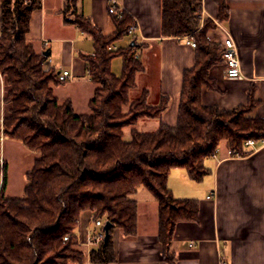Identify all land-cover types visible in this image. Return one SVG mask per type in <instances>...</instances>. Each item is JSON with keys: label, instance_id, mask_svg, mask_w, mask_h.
Segmentation results:
<instances>
[{"label": "trees", "instance_id": "trees-1", "mask_svg": "<svg viewBox=\"0 0 264 264\" xmlns=\"http://www.w3.org/2000/svg\"><path fill=\"white\" fill-rule=\"evenodd\" d=\"M217 20L229 19L225 0H216ZM42 0H0V72L6 80L5 132L27 148L37 151L26 172L24 195L6 194L8 164L0 187V264H74L87 255L79 247L76 229L85 210L97 219L110 220V235L91 249L96 263L116 260L112 231L119 227L126 236L137 234V202L132 195L146 187L159 203V238L164 258L176 264L171 250L176 226L196 220L200 204L196 198L176 197L168 185L171 170L187 169L201 181L210 169L205 159L225 141L232 153L247 154L245 142L264 139V117L253 115L258 101L254 89L246 104L224 109L205 104L203 87L217 88L210 76L214 65L223 63L221 41L210 39L217 28L211 18L201 16L202 0H162V36L194 35L195 65L184 71L177 119L164 121L171 98L163 95L152 105L148 91L132 100L137 73L143 62L135 57L136 43L109 45L123 39L135 21L124 12L112 13L109 34L79 11L77 0H66L62 13L66 23L79 26L94 40L95 55L85 56L91 80L97 85L89 102V113H77L73 103L59 102L53 86L65 81L59 71L45 68L44 53L37 52L27 33L33 12ZM123 59L122 73L112 70L115 57ZM131 104L129 114L123 106ZM159 118L157 130L132 131L125 139L123 127L140 118ZM69 235L68 239L65 236Z\"/></svg>", "mask_w": 264, "mask_h": 264}, {"label": "crops", "instance_id": "crops-1", "mask_svg": "<svg viewBox=\"0 0 264 264\" xmlns=\"http://www.w3.org/2000/svg\"><path fill=\"white\" fill-rule=\"evenodd\" d=\"M135 21V30L115 42L123 46L136 43L143 69L137 73L138 96L148 91V101L155 105L163 95L171 98L163 119H177L184 71L195 65L196 50L183 37L162 36V0H117ZM66 0H42L31 17L28 40L37 52L46 55L45 67L68 69L73 76L54 85L59 102L70 100L77 113H89V102L96 84L87 70L85 56L95 53L92 36L79 26L66 23L62 13ZM111 0H77L79 11L91 18L104 34L114 28ZM229 19L217 20L216 0H202L201 16L216 21L210 39L223 41L231 35L241 59L242 75L228 77L223 63L214 65L210 76L217 88L203 87L205 104L231 109L246 104L254 89L258 104L253 115L264 117V0H225ZM2 9L0 7V33ZM117 45V44H116ZM133 88V89H134ZM6 80L0 72V116L6 115L4 97ZM142 132L155 131L159 118H142ZM7 139H11L8 137ZM13 139V138H12ZM247 154L232 153L223 141L214 155L205 159L210 172L201 181L192 179L184 167L173 168L168 185L176 197L196 198L200 211L196 220L177 224L171 243L176 264H264V139L246 145ZM2 184V183H1ZM1 187V186H0ZM211 195V196H210ZM210 196V197H209ZM137 202V234L126 236L119 227L112 231L116 260L91 262L89 253L98 243L89 238L100 227L93 212L81 214L76 229L86 259L74 264H170L164 258L159 238V203L144 186L132 195ZM104 225L106 220H104Z\"/></svg>", "mask_w": 264, "mask_h": 264}, {"label": "rangeland", "instance_id": "rangeland-1", "mask_svg": "<svg viewBox=\"0 0 264 264\" xmlns=\"http://www.w3.org/2000/svg\"><path fill=\"white\" fill-rule=\"evenodd\" d=\"M119 47L123 44L116 43ZM123 59L121 56H117L112 61V70L117 73H122ZM47 69V67H45ZM138 89H132L130 92V98L134 100L138 96ZM131 109V104L123 106V112L129 114ZM150 118V117H143ZM142 118L139 119V121ZM138 121V123H139ZM135 125H126L123 127V134L125 139H131L132 131L134 129H143V124ZM138 130V129H137ZM256 140V139H255ZM3 155L8 164V182L6 187L7 196L11 197H21L24 195V186L27 182L26 172L32 168L34 160L39 156L37 151H33L22 144L19 140L16 139H6L3 145ZM2 183V177L0 176V186ZM77 241L79 247L84 249L81 242L78 239Z\"/></svg>", "mask_w": 264, "mask_h": 264}, {"label": "built area", "instance_id": "built-area-1", "mask_svg": "<svg viewBox=\"0 0 264 264\" xmlns=\"http://www.w3.org/2000/svg\"><path fill=\"white\" fill-rule=\"evenodd\" d=\"M110 11L113 12L116 17L120 18L123 16L125 9L119 4L117 0H111L110 2ZM204 20V19H203ZM135 30V25L131 27L130 32L132 33ZM187 43L191 44L193 47H196L197 41L192 34H187L182 36ZM222 42L223 45V65L225 73L228 77L237 78L242 75V66L241 59L239 57V52L237 49L236 42L234 38L227 34ZM119 46L115 43L109 45V49L116 50ZM95 55V53H93ZM135 57L139 58V53H136ZM73 76L72 72L68 69L59 71V79L62 81L69 80ZM5 117L0 116V176L3 179L4 175V163L5 157L3 155V145L4 141L9 137L5 132ZM256 142L255 139H249L245 142L246 145H253ZM211 196V195H210ZM209 196V197H210ZM96 225L100 227L88 240L89 243H99L105 239L106 232L104 229V221L102 219L96 220ZM69 235L65 236V239H68ZM223 264H227L223 262Z\"/></svg>", "mask_w": 264, "mask_h": 264}, {"label": "water", "instance_id": "water-1", "mask_svg": "<svg viewBox=\"0 0 264 264\" xmlns=\"http://www.w3.org/2000/svg\"><path fill=\"white\" fill-rule=\"evenodd\" d=\"M44 54L48 55V51L44 52ZM112 226H113V223L110 220H107L105 225H104V229H105V232H106V236L105 237H108L110 235V229H111Z\"/></svg>", "mask_w": 264, "mask_h": 264}]
</instances>
